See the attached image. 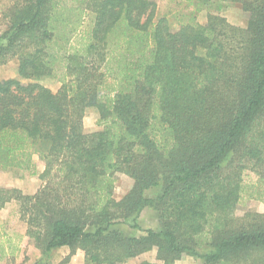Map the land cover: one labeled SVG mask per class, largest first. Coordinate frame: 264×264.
Wrapping results in <instances>:
<instances>
[{
  "label": "trees",
  "instance_id": "16d2710c",
  "mask_svg": "<svg viewBox=\"0 0 264 264\" xmlns=\"http://www.w3.org/2000/svg\"><path fill=\"white\" fill-rule=\"evenodd\" d=\"M8 1L0 66L17 60L20 79H0V173L35 174L36 156L45 168L34 195L0 187V211L18 203L45 260L68 247L62 264L78 250L86 264L154 250L141 264H264V215H236L264 204V0H180L207 24L176 30L155 0ZM228 2L246 28L212 14ZM58 73L57 92L41 83ZM119 174L134 181L121 199Z\"/></svg>",
  "mask_w": 264,
  "mask_h": 264
},
{
  "label": "rangeland",
  "instance_id": "374dc122",
  "mask_svg": "<svg viewBox=\"0 0 264 264\" xmlns=\"http://www.w3.org/2000/svg\"><path fill=\"white\" fill-rule=\"evenodd\" d=\"M157 3V17L162 18L165 17L168 19L170 26L176 30L183 23H187L191 20V18H195L196 22L199 24L205 25L207 24V10H202L199 13H195L194 7L190 4L183 3L180 0H155ZM9 3L8 0H0V10H3L5 6ZM212 14L221 16L227 21L236 27L246 28L248 14L243 11L240 5L228 2L225 7H223L221 12L212 11ZM58 77H48L41 81L43 85L51 89L53 92H57L61 83L59 78L61 73H58ZM0 79L8 80V79H20L18 75V61L12 60L8 64L4 66H0ZM25 82V81H23ZM99 120V112L95 108H90L87 110L85 118H84V129L87 133H93L101 130V127L98 126ZM36 160V170L35 174L29 172H15V171H3L0 173V187L6 188V185H19L27 190L30 193H34L38 191L41 187H43L44 183L39 179V174L44 171V163L39 159L38 156L35 157ZM134 181L129 176L125 174L118 175V181L115 189V197L117 199H121L124 197L133 187ZM15 187V186H14ZM15 189V188H13ZM24 194L23 190H21ZM153 194L149 192L148 195ZM19 212L18 203H11L5 210L3 211L4 217L12 216L20 221L19 215L16 213ZM249 212H255L258 214L264 215V204L261 202L251 201V200H242L238 206L236 215L238 219H243L245 215ZM21 222V221H20ZM15 224L11 226L15 230H22L25 228V223ZM140 224L143 230L148 229H156L158 227V218L157 214L152 211H145L140 219ZM125 232H131L130 229L126 226H121ZM24 230V229H23ZM36 247L30 241L27 246V261L29 263L33 262L35 264L40 258V254L35 250ZM44 257V256H43ZM154 262L159 263L157 260V252L156 250L148 252L130 260L126 264H141L143 262ZM179 264H202V262L196 258L185 256Z\"/></svg>",
  "mask_w": 264,
  "mask_h": 264
},
{
  "label": "crops",
  "instance_id": "0c3cea01",
  "mask_svg": "<svg viewBox=\"0 0 264 264\" xmlns=\"http://www.w3.org/2000/svg\"><path fill=\"white\" fill-rule=\"evenodd\" d=\"M15 186V187H14ZM6 189H19L23 190L25 193H28L29 195H34L37 193L35 191L34 193H30L27 190H24L22 186L19 185H6L4 186ZM13 203V202H11ZM8 203L5 208L9 206ZM15 203V202H14ZM2 209L0 211V248L3 247L4 254L0 253V264H33V262L29 263L27 261V246L30 242V239L26 235L27 227L22 230H15L11 226H14L15 224H21L19 220H17L14 217L8 216L4 217ZM18 216V213H16ZM24 224V223H22ZM39 254L40 258H38V261L35 264H62V262L71 254V250L68 247H62L60 249H57L53 251L50 254V258L48 260H45V257H43V254L35 249ZM13 251V253H11ZM65 264H86L85 260V254L83 251L78 250L70 259L68 263ZM179 264V262L177 263Z\"/></svg>",
  "mask_w": 264,
  "mask_h": 264
}]
</instances>
